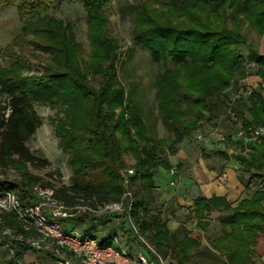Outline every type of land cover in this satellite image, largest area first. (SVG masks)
<instances>
[{
	"label": "trees",
	"instance_id": "1",
	"mask_svg": "<svg viewBox=\"0 0 264 264\" xmlns=\"http://www.w3.org/2000/svg\"><path fill=\"white\" fill-rule=\"evenodd\" d=\"M57 1L0 0L1 6H17L25 19L23 34L41 37V47L52 52L54 61L42 75H24L25 58L18 55H10V59H15L10 65L0 63V90L7 99L0 101V175L14 165L45 167L50 163L27 143L41 124L34 103L61 104L67 114L57 122L56 133L61 137L64 150L71 152L73 178L70 186L56 189L57 196L70 205L94 207L120 200L126 191L122 170L125 167L123 153L128 149L136 157L137 169L132 176L136 197L132 215L136 222L143 232L150 233L162 253L176 257L177 264L201 261L202 242L192 237L185 225L172 231L161 210L152 207L141 195V191L155 187L159 167L170 166L168 150L164 140L154 136L139 101L117 77L120 53L118 44L106 32L110 19L103 11L105 0H83L95 49L94 61L86 68L78 63L80 43L69 27L62 20L42 14ZM163 5V9H157L144 3L138 8L134 35L140 45L152 51L156 62L172 60L174 63V67L158 73L156 97L163 121L179 142L191 136L207 114L222 117L224 108L230 105L227 90L243 63L240 46L248 43L241 31L240 13L250 26L264 33V0H168ZM232 8L237 13L230 16ZM11 45L13 43L3 48L5 52L9 53ZM250 48L256 54L255 47L250 45ZM257 61L262 82L250 96L251 105L243 99L237 100L245 128L264 125V54H258ZM92 69L94 78L100 81L98 87L87 77ZM134 93H137L136 88ZM246 110L251 118L245 116ZM238 141L245 144L242 139ZM252 146L248 156H234L227 150H221L220 154L227 160L237 157L243 172L263 181L264 138ZM39 180L40 177L29 172L22 182L0 178V193L17 190L20 199L30 203L38 199L35 183ZM241 180L249 185L244 176ZM134 184L138 185L136 189ZM213 209L226 212L223 224L224 228H229L223 234L210 236V245L225 257L224 264H249L258 235L264 233V186L256 188L250 198L235 207L224 196L198 197L190 217H194L201 228L209 230L208 215ZM0 216H3L0 250L4 248L9 253L0 264H22L32 248L4 234L3 229L8 224L24 230L23 224L13 213L0 212ZM113 216L122 218L120 226L140 243L129 223L128 211L100 216L82 213L72 218L83 227L87 221L108 223ZM108 239L102 243H107ZM7 243H12L13 252Z\"/></svg>",
	"mask_w": 264,
	"mask_h": 264
},
{
	"label": "rangeland",
	"instance_id": "2",
	"mask_svg": "<svg viewBox=\"0 0 264 264\" xmlns=\"http://www.w3.org/2000/svg\"><path fill=\"white\" fill-rule=\"evenodd\" d=\"M166 1L168 0H105L103 11L110 19L106 27V32L107 35L118 44L120 53V59L117 61L116 66L117 77L126 85L130 94H133L141 104L145 120L147 124L152 127L154 136L164 140V145L168 150L166 155L170 164L176 161L179 155L178 153L181 152L180 150L183 147L182 143L193 147L197 152L206 154L211 153L215 156L220 154L221 150H227L228 153L230 152L234 156L250 155L253 147L252 145L257 144V142L249 144L251 145L249 146L247 144L242 145L241 141L235 139L237 138L238 129H242L243 122L240 114L241 107H238V101H234L233 97L237 94H241V97L238 99H243L249 103L248 105H251L250 96L253 92L250 93L245 87L248 86V83H251L254 91L256 88H259V84L262 82V77L258 72L260 64L257 59L258 54H264V33H261L257 27L250 26L248 19H246L243 13H240L241 31L246 36L248 43L240 46L243 63H241L236 70V77L231 87L227 90L229 100L230 98L232 99V107H234L232 110L234 113L229 112L230 105H228L224 108L225 113L222 117H211L210 114H207V117L203 119L199 126L200 128L198 127L194 130L193 134L186 137L183 141L176 142L173 131L167 127L158 111V100L156 97V79L158 73L164 71L166 68L174 67V63L172 60L168 62L162 61L161 63L156 62L152 51L140 45L136 41L134 35L138 8L146 3L151 8L163 9V4ZM235 13H237L235 8L229 9L230 16ZM42 14L49 18L62 20L64 24L69 27V30L75 35L76 41L80 43L78 63L83 68L90 66V63L94 61L92 57L95 49L92 46L90 23L84 1L58 0L54 6L43 10ZM24 22L25 19L19 14L17 6L0 5V63L3 65H10V62L15 60L10 59V55H18L25 58L24 63L26 67L24 68V75H42L46 72L47 66L54 63L52 59L53 54L51 51L48 52L41 47L43 42L41 37L35 36L34 34H23ZM232 22L231 20L230 23ZM9 43H13V45L10 46L8 53L5 52L6 50L3 48ZM250 45L255 47L256 54L252 53L253 50H251ZM104 66L107 67L108 63ZM87 75L89 79H93L92 81L95 86H100L99 79L94 78L93 69L88 72ZM134 88H136L137 93H134ZM6 100V96L3 95L0 90V101ZM34 108L41 117V124L37 132L27 143L32 151L43 158H47L50 163L45 167H36L30 164H21L20 166L14 165L7 169L6 173L0 175V178L22 182L25 178V173L29 172L40 177L37 183L52 186L55 189L58 187L70 186L73 178V166L69 160L71 152L64 150L61 145V137L56 133L57 122L60 118L66 116V108L61 104H56L54 106L49 102L38 101L34 103ZM117 111L119 112L120 108H118ZM7 112L9 111L7 110ZM245 116L251 118V113L246 110ZM199 134H202L203 137L200 138ZM119 137L122 138V134H119ZM123 158L125 167L122 170V174L123 177H125L128 168H136V157L128 149H125ZM235 160L238 161L237 157H235ZM238 163L240 162L238 161ZM238 169H243L241 164ZM241 174L246 178L248 183L253 185L254 189L259 187L262 180L250 178L249 173L242 172ZM172 178L174 177L169 175L166 166H160L155 176L156 182L164 188L169 187ZM137 186V184H134L133 187L136 189ZM15 192L18 193L17 190H15ZM141 195L147 200L149 192L141 191ZM149 202L151 206L154 207L150 200ZM100 206L101 204L96 208ZM158 210L160 209L158 208ZM163 212L165 211H162V213ZM91 214L97 216L103 215L102 213L96 212H92ZM162 216L166 217V213ZM113 218L114 219H109L108 223L105 224L87 221V223L81 227V232L85 233L86 230H89L87 234L96 235L99 240L109 238L114 245L119 246L121 243L129 250L137 253V242L120 226L122 218L118 216H113ZM63 221L65 224L69 222L73 224L78 223V221L73 218L63 219ZM222 227L223 226L219 222L210 225V232H206L207 241L209 243V238L212 236L211 234L213 233L215 235V233L222 231ZM115 236H117L118 240ZM144 236L158 249L151 239L150 233L144 232ZM1 239L2 236L0 234V240ZM8 257V251L2 248L0 250V260L7 259ZM171 257L177 262L174 255L171 254ZM25 259L35 264H53V261L49 257H45L41 252L32 249L27 251ZM200 262L201 261H196V263L187 264H221L220 260L214 263L208 258H204L202 263Z\"/></svg>",
	"mask_w": 264,
	"mask_h": 264
},
{
	"label": "built area",
	"instance_id": "3",
	"mask_svg": "<svg viewBox=\"0 0 264 264\" xmlns=\"http://www.w3.org/2000/svg\"><path fill=\"white\" fill-rule=\"evenodd\" d=\"M248 86L245 88L252 93V84L248 83ZM240 97L241 94H237L233 100H238ZM229 102V112L234 113L232 99ZM241 128L238 129L237 138L242 139L247 145L254 142L258 144L264 138V125H251L249 128H245L242 124ZM199 137L202 138L203 135L199 134ZM135 172L134 167H130L126 171L124 177L126 191L123 198L107 202L99 208L90 204L70 205L57 196L54 187L42 183L35 185L38 199L30 203H24L14 190L1 192L0 212L15 214L24 227V230H18V228L7 224L3 232L12 239L46 254L53 264H177L171 255H165L150 243L132 215L136 199L132 189V176ZM170 173L175 176L171 184L176 185L177 177H180L179 167L172 166ZM263 186L264 182L261 181L259 187ZM126 211L129 212L128 220L135 236L140 241L137 243V253L121 243L116 246L109 239L107 243L103 244L96 235H89L88 232L82 233L79 225L71 222L65 224L63 221V219H70L82 213L113 214ZM2 221L3 216H0V222ZM115 237L118 240L117 236ZM6 245L11 247L12 252L14 251L12 243ZM262 258H264V254ZM21 263L35 264L30 260L21 261Z\"/></svg>",
	"mask_w": 264,
	"mask_h": 264
},
{
	"label": "crops",
	"instance_id": "4",
	"mask_svg": "<svg viewBox=\"0 0 264 264\" xmlns=\"http://www.w3.org/2000/svg\"><path fill=\"white\" fill-rule=\"evenodd\" d=\"M182 146L176 161L167 167L169 175L174 177L170 180L169 187L164 188L155 179V187L146 190L149 192L148 200L154 206L157 204L156 207L161 212L165 211L162 215L166 213L172 231H176L185 225L189 234L202 242L201 263L204 258H208L211 262L215 263L220 260V263L224 264L225 257L207 241L206 232H210V229L204 230L197 224L194 217H190L195 199L202 196H224L235 207L243 199L250 198L255 189L252 184L249 183L246 186L242 182L241 173L243 171L238 169L241 163H238L239 160H235V157L227 160L221 154L215 156L211 153L197 152L185 143H182ZM229 154L233 155L230 152ZM174 165H177L180 170V177H177L176 185L171 184L175 176L170 173V169ZM225 216L226 212L218 209H213L209 213L208 220L211 224L219 222L223 226L222 231L215 233V235L212 233V237L223 234L225 229L229 228H224L223 217ZM263 254L264 233L260 232L254 246L252 261L249 264H264Z\"/></svg>",
	"mask_w": 264,
	"mask_h": 264
}]
</instances>
